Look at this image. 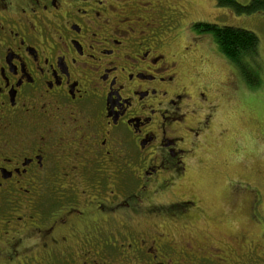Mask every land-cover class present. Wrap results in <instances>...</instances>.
Instances as JSON below:
<instances>
[{
    "label": "flooded vegetation",
    "instance_id": "1",
    "mask_svg": "<svg viewBox=\"0 0 264 264\" xmlns=\"http://www.w3.org/2000/svg\"><path fill=\"white\" fill-rule=\"evenodd\" d=\"M186 18L175 0H0V264L211 262L133 226L185 215L149 194L210 126L178 73L205 40Z\"/></svg>",
    "mask_w": 264,
    "mask_h": 264
},
{
    "label": "rangeland",
    "instance_id": "2",
    "mask_svg": "<svg viewBox=\"0 0 264 264\" xmlns=\"http://www.w3.org/2000/svg\"><path fill=\"white\" fill-rule=\"evenodd\" d=\"M176 1L187 11L186 21L238 28L258 38L259 69L253 75L259 85H246L213 39L197 33L205 40L181 57L178 73L193 95L202 92L211 103L210 126L185 172L169 189L149 194L158 206L186 202L187 211L173 217L163 209L156 218L142 212L134 216V231L162 232L181 245L178 249L187 244L189 252L212 262L205 264H264V14L236 15L214 0Z\"/></svg>",
    "mask_w": 264,
    "mask_h": 264
},
{
    "label": "trees",
    "instance_id": "3",
    "mask_svg": "<svg viewBox=\"0 0 264 264\" xmlns=\"http://www.w3.org/2000/svg\"><path fill=\"white\" fill-rule=\"evenodd\" d=\"M221 9L231 10L234 14L247 16L264 14V0H251L247 5H240L235 0H214ZM199 34L210 36L220 54L233 65L241 79L249 87H257L259 80L253 75L259 69L258 38L251 32L233 27H220L213 24H197Z\"/></svg>",
    "mask_w": 264,
    "mask_h": 264
},
{
    "label": "bare ground",
    "instance_id": "4",
    "mask_svg": "<svg viewBox=\"0 0 264 264\" xmlns=\"http://www.w3.org/2000/svg\"><path fill=\"white\" fill-rule=\"evenodd\" d=\"M184 121V120H183ZM184 123V122H183Z\"/></svg>",
    "mask_w": 264,
    "mask_h": 264
}]
</instances>
